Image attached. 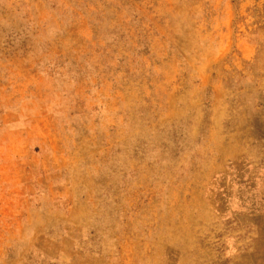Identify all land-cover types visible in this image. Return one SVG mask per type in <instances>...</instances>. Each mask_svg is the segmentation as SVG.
<instances>
[{
  "label": "rangeland",
  "instance_id": "rangeland-1",
  "mask_svg": "<svg viewBox=\"0 0 264 264\" xmlns=\"http://www.w3.org/2000/svg\"><path fill=\"white\" fill-rule=\"evenodd\" d=\"M262 210L264 0H0V264H208Z\"/></svg>",
  "mask_w": 264,
  "mask_h": 264
},
{
  "label": "crops",
  "instance_id": "crops-1",
  "mask_svg": "<svg viewBox=\"0 0 264 264\" xmlns=\"http://www.w3.org/2000/svg\"><path fill=\"white\" fill-rule=\"evenodd\" d=\"M233 213H229L232 228L215 233L218 242L223 244V252H214L213 259H208L207 263L264 264V211Z\"/></svg>",
  "mask_w": 264,
  "mask_h": 264
}]
</instances>
